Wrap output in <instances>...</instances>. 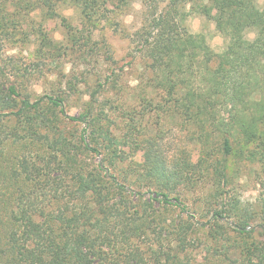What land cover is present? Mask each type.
<instances>
[{"label":"trees","instance_id":"obj_1","mask_svg":"<svg viewBox=\"0 0 264 264\" xmlns=\"http://www.w3.org/2000/svg\"><path fill=\"white\" fill-rule=\"evenodd\" d=\"M23 1L0 0V51L3 42H12L18 31L15 20L9 31L7 19L15 15L9 8L21 7ZM186 1L156 0L137 37L151 62L153 84L161 85L168 102L175 103L169 111L181 112L204 130L201 140L204 148L209 147L204 154L208 165L198 169L191 160H169L154 139L147 141L149 159L126 163L116 152L114 113H107L108 125L91 112L71 117L86 124L90 132L69 133L61 126L68 115L54 105L59 101L61 105L60 98L32 100L21 86L7 93L0 85V148L7 141L43 147V152L24 155L18 162L15 178L22 185L10 212L11 227L0 264H195L188 253L189 237L195 227L203 230L207 225L197 226L190 216L174 226L154 202L166 209L180 207L184 189L196 192L199 180L206 176L211 180L204 182L213 180L217 188L220 182L227 185L228 164L235 152L242 164L259 165L263 173L258 175H264V0H207L214 9L217 32L233 39L237 61L232 66L217 59L203 35L187 30L188 15L181 11ZM67 4L88 18L97 13L98 0H34L18 14L38 9L55 14L59 5ZM161 4H165L164 12L159 11ZM250 31L255 32L254 39H248ZM57 52L49 38H42L37 55L48 60ZM0 75L6 77L3 71ZM95 98L91 93L92 104ZM107 103L111 110L119 109ZM127 128V137L135 138V128ZM214 134L216 148L206 143ZM91 154L101 161H89ZM147 195L148 201L143 200ZM203 202L210 211L216 208L208 198ZM259 202V213L242 207L241 201L232 204V211L212 213L217 222L238 218L240 264H264V243L250 241L257 219L264 234V198ZM224 226L211 227L213 238H227Z\"/></svg>","mask_w":264,"mask_h":264},{"label":"rangeland","instance_id":"obj_2","mask_svg":"<svg viewBox=\"0 0 264 264\" xmlns=\"http://www.w3.org/2000/svg\"><path fill=\"white\" fill-rule=\"evenodd\" d=\"M28 1L34 2L24 0L21 7H25ZM155 1L98 0L97 13L89 18L70 4L59 5L55 14L38 9L21 17L18 14L21 7L10 5V13L15 12L16 16L13 14L7 19L8 29L13 31L11 24L15 20L18 31L12 42H3L0 51V71L6 75L5 78L0 77L1 88L10 93L12 88L21 86L32 95V100L45 96H52L54 100L60 98L61 105L60 101L53 103L57 110L62 107L68 115L69 118L63 117L61 126L69 133L87 130L88 135L90 132L86 124L70 120L71 117L91 112L101 115L103 125H108L106 115L114 113V121L111 122L115 124L114 133L118 137L116 152L126 163H144L149 159L147 141L154 139L169 160H191L196 163V168L200 169L201 165L205 169L208 162H204V154L209 147L204 148L205 142L201 140V136L205 135L204 130L195 122H189L181 112L169 111L175 103L172 100L168 102L161 85L153 84L151 62L144 57L143 42L137 37L146 27ZM186 3L181 11L188 15L185 23L187 30L195 35H203L218 60L227 66L234 65L237 59L232 50L233 39L217 32L213 20L214 9L208 1L187 0ZM164 9L165 4H161L159 11L164 12ZM254 37L255 32H248V39ZM42 38H49L56 45L57 58L44 60L37 55ZM100 85L103 87L100 88ZM91 93L96 94L93 104ZM107 101L113 102L119 109L111 110ZM150 102H153L151 108ZM46 103L47 99L44 101ZM127 125L135 128V138L127 137ZM217 141L218 137L214 134L206 143L216 148ZM37 152H43V147L30 142L7 141L0 148V255L11 227L10 212L14 210L15 199L22 185L15 178L18 162L24 155ZM91 155L89 161L96 164L101 161L100 156ZM228 165L227 185L220 182L217 188L212 184L213 180L211 184L204 182L211 180L206 176L199 180L196 192L184 189L180 207L173 205L166 209L164 205L154 202V207L159 213L167 215L174 226L183 224L190 216H193L197 226L207 225L203 230L195 227L196 231L189 237L192 244L188 253L195 264H240V234L235 231L238 218H224L222 222H217L212 217L215 209L232 211V204L241 201L242 207L251 208L254 213L261 211L259 199L264 198V175L258 173H263L262 168L242 164L236 152L230 157ZM218 191L223 196H215ZM148 197L143 200L148 201ZM206 198L216 207L212 211L207 205L205 207L203 201ZM235 212L240 218V209ZM214 224L226 225L224 230L228 240L220 236L213 238L211 227ZM258 224L257 219L252 226L255 232L250 241L262 244L264 234Z\"/></svg>","mask_w":264,"mask_h":264}]
</instances>
